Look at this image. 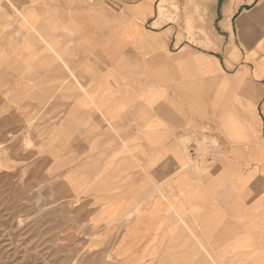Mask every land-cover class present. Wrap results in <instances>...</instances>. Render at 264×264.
<instances>
[{"label": "rangeland", "instance_id": "1", "mask_svg": "<svg viewBox=\"0 0 264 264\" xmlns=\"http://www.w3.org/2000/svg\"><path fill=\"white\" fill-rule=\"evenodd\" d=\"M110 1L116 5L101 0L97 6L116 14L124 0ZM208 1L190 2L194 24L187 19L188 3L180 12L181 0H161L158 13L163 14L164 2L175 16L166 10L169 17L162 18L178 25L179 38L184 32L191 46L214 50ZM76 3L0 0V264H264L259 245L248 247L251 242L239 236L222 249L219 243L205 244V236H196L194 221L187 224L183 206L176 205L166 190L180 172L204 184L223 173L228 149L233 152L257 136L250 105L244 107L250 117L246 129L231 119L235 116H226L227 142L213 134L209 124L181 138L172 149L176 165L171 155L164 156L163 177L158 180L164 191L160 187L159 192L157 178L150 176L155 170L148 171V185L139 186V171L130 167L134 156L119 140L90 149L81 139L55 138L67 109L60 103L74 91L64 89L62 82L67 80H57V71L52 74L54 89L55 81L45 84L43 67L50 59L43 62L44 51H52L55 60L71 70L48 40L44 13L59 23ZM105 61L101 57L100 65ZM193 144L198 161L188 152ZM229 166L227 175L234 173ZM246 188L244 207L256 197L250 181ZM200 189L204 196L207 188ZM182 194L188 211L201 209L204 197L201 203L198 186ZM256 236L264 241L263 235Z\"/></svg>", "mask_w": 264, "mask_h": 264}, {"label": "crops", "instance_id": "2", "mask_svg": "<svg viewBox=\"0 0 264 264\" xmlns=\"http://www.w3.org/2000/svg\"><path fill=\"white\" fill-rule=\"evenodd\" d=\"M69 1H77L70 5L76 7L59 23L44 13L48 40L71 70L56 61L52 51H44L43 62L50 59L43 67L45 84L55 81L50 87L54 89L56 79L67 80L62 86L74 91L60 103L67 109L55 138L81 139L90 149L119 140L125 152L134 156L130 167L139 171V186L148 185V171L155 170L150 176L157 178L159 192L160 187L164 191L158 183L164 156L173 158V146L181 138L209 124L213 134L228 141L223 131L226 116H235L231 119L246 129L250 117L244 107L250 105L254 108L252 132L257 136L238 144L233 152L228 149L223 173L204 184L180 172L166 190L176 205L183 206L187 224L194 221L196 236H205V244L219 243L222 249L239 236L251 242L248 247L259 245L264 252V241L256 236L264 237V142L260 139H264V0L207 4L214 50L191 46L184 32L179 38L178 25L162 18L169 17L166 10L175 16L166 0L162 15L158 13L161 0H124L116 14L100 9L101 0L85 5L79 3L83 0ZM181 1L179 9L188 3L187 19L194 24V3L190 2L195 0ZM181 19H185L182 13ZM101 57L105 66L100 65ZM228 166L233 174L227 175ZM249 181L256 197L244 207ZM196 186L204 201L199 211L190 212L182 193H191ZM205 187L203 196L200 188Z\"/></svg>", "mask_w": 264, "mask_h": 264}, {"label": "built area", "instance_id": "3", "mask_svg": "<svg viewBox=\"0 0 264 264\" xmlns=\"http://www.w3.org/2000/svg\"><path fill=\"white\" fill-rule=\"evenodd\" d=\"M194 147H195L194 144H193V146L190 145V147L188 148V152H189L190 157H191L192 160H194V161H198V160H199V156H198V154L194 151V150H195Z\"/></svg>", "mask_w": 264, "mask_h": 264}, {"label": "bare ground", "instance_id": "4", "mask_svg": "<svg viewBox=\"0 0 264 264\" xmlns=\"http://www.w3.org/2000/svg\"><path fill=\"white\" fill-rule=\"evenodd\" d=\"M209 1L212 3L213 0H209ZM209 1H208V2H209ZM227 17H228V16H227ZM222 24H223V23H222ZM229 24H230V23H229ZM234 49H235V48H234ZM230 52H231V51H230ZM261 68H262V67H261ZM250 108H251V110H252V112H253V111H254V108L251 107V106H250ZM260 156H262V155H260Z\"/></svg>", "mask_w": 264, "mask_h": 264}]
</instances>
